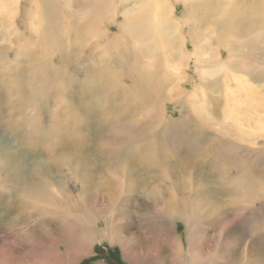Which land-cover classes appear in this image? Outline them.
Here are the masks:
<instances>
[{"label":"bare ground","instance_id":"1","mask_svg":"<svg viewBox=\"0 0 264 264\" xmlns=\"http://www.w3.org/2000/svg\"><path fill=\"white\" fill-rule=\"evenodd\" d=\"M24 1L22 8L21 0H0L2 15L21 19L7 31L12 43L0 44V133L4 130L15 139L7 144L0 135V184L19 200L12 201L8 214L18 211L26 221L31 213L18 198L43 200L38 202L42 210L50 204L54 217L73 225L84 243L92 242L90 228L97 220L105 223L104 236L114 230L111 219L98 218L97 212L117 203L126 207L117 211L127 218L143 192L148 201L161 200L164 218L180 220L191 244L192 229L207 220L193 204L201 196L219 207L212 210L217 219L208 224L210 230L221 229L226 217L238 222L254 204L264 207V99L258 106L257 92L246 77L257 71L259 60L264 74V0ZM58 7L62 23L68 9L77 19L76 43L83 44V33L91 45L86 40L83 47L66 45L53 23ZM115 23L117 31L110 34L108 28ZM59 29L67 30L62 25ZM64 34L66 39L71 35L69 29ZM189 60L200 79V96L195 89L184 93L180 86ZM143 69L164 78L162 88H170L166 98L188 102V113L204 129L194 142L185 131L186 115L178 124H167L154 113L156 99L142 91L148 89L147 77L140 76ZM219 79L232 98L213 123L208 95L214 94ZM127 93L131 100L126 101L135 102L131 111L121 107ZM61 102L68 108L63 114L55 108ZM141 114L151 117V125L162 124L160 133L146 136V127L132 119ZM193 175L218 180L211 186L197 180L199 189L185 194L191 185L187 178ZM71 183L80 186L75 194ZM161 184L162 192L156 195L153 190ZM203 186L209 191H201ZM135 210L140 211L139 205ZM145 231L142 239L153 243ZM160 242L168 249L177 244L169 236ZM257 247H264V237L251 239L247 253L227 264H238L241 258L245 264H264V248L255 256Z\"/></svg>","mask_w":264,"mask_h":264},{"label":"rangeland","instance_id":"2","mask_svg":"<svg viewBox=\"0 0 264 264\" xmlns=\"http://www.w3.org/2000/svg\"><path fill=\"white\" fill-rule=\"evenodd\" d=\"M25 4L26 2L24 0H21L20 6L22 8L25 6ZM176 9L179 12L178 7ZM61 11V8L58 7L57 21H53L57 33L63 38V41L67 43V46H79V44L76 43L78 34L75 35L73 33L74 30L79 27L77 19L71 14V10L69 11L68 9L69 16L67 17L65 22L62 23V18L59 17L60 13H62ZM53 13L55 14V11H53ZM19 22H21V19L20 21H17L14 17L12 19H9V16H5L0 13V31H2L0 44H5L7 46L12 43L13 36H10L7 31L10 28L11 24L17 25L19 24ZM107 22L101 23L105 26ZM61 25L67 29L63 33H60L59 29ZM117 27V23L110 26L108 28L109 33H116ZM68 29L71 35H69L66 39L67 35H65L64 33L67 32ZM196 33H198L199 38L200 32L196 31ZM80 36H82L81 40L83 41V44L86 40V42L88 44L90 43L89 45H91L92 41L84 38L86 37V35L82 33V35ZM54 40H58V38H53L52 41ZM58 44L60 43L58 42L56 45ZM82 45H80L79 47H83ZM214 45H217V43L214 42ZM189 47L190 44L187 48L188 50L191 49V47ZM67 51L69 53L72 52L70 48H68ZM220 52L222 58L225 59V51L220 49ZM147 61L149 63L152 62L151 60ZM94 62L96 63V61H93L92 64L95 65ZM260 64L262 67L263 65L259 60L258 67L256 68L255 66V70L257 71L253 73L251 72L249 74V77L246 76L247 81L257 92L256 101L258 103V106L260 105V99H264V74L263 67L261 69ZM78 69L79 67L76 68V70ZM143 70H141V73L138 72V74H141L140 76L142 79L147 77L145 80L148 83L147 88L149 90L143 89L142 91L145 92L142 93L149 98L156 99V101H154V103L152 104L154 113L157 115H161V118L163 116L164 122H166L167 124H178L180 118L183 115H186L185 131L188 129V134H190L191 132L189 136H191V139L194 142L197 138H199V135L204 131V129L200 122L197 123V120H195L193 114L188 113L190 112L188 102L181 101L180 103V101H171V98H169V96L168 98H166V96L170 92V88H162V82H164V80L162 79L164 78L159 76L156 71L149 70L148 72V70L146 69ZM144 72H147L148 74L146 75V73ZM185 72L186 73L184 74V77L182 79L183 83H181L180 85L183 88L184 93H190L195 89L196 93H199L196 95L200 96V79L194 71L193 62L191 60L187 62ZM144 75L146 76L144 77ZM223 85L221 79H219V83L216 86L217 88L215 87L214 89V94L209 93L208 95L211 99L208 102V106L211 107L209 108L211 109V121L213 123H216L218 122V119H221L222 116L220 114H222L223 109L226 108L227 105V103L225 102H229L232 98L230 92L228 93V91H225ZM230 86L233 88V83H231ZM176 89L177 88H175V90ZM111 92H114L115 94ZM161 92H163L165 95H162L163 93L161 94ZM58 94H62V91L58 92ZM110 94L112 96L117 95L118 97L116 90H111ZM224 97L228 100H226ZM61 99L62 98L60 96V101H62ZM127 99L131 100L128 93L124 96V105L121 103V107L131 111L134 107L133 103L135 102L130 101L128 103V101H126ZM182 102H184V104ZM197 104H199V102ZM213 105L214 109H212ZM51 106L49 105V108H51ZM131 106L133 107L131 108ZM55 108L59 114H63L65 109H68L66 106H64V104H62V102ZM144 111L145 107L143 112ZM43 118H47V115L43 114ZM63 119L66 120V123L70 121L69 118ZM132 119L135 124L141 125L143 128L146 127V136L160 133L162 124L153 123L151 125V117H147L144 114H141L138 117ZM211 130L215 131L214 127H212ZM0 135L4 136L7 144H13L15 142V139L12 137V135H8V133L6 135L4 130H2V133H0ZM202 152V150L199 152L200 155L203 154V157H205V154ZM197 159H200V156H198ZM228 169V166L224 167L226 174H230V171ZM207 170L208 169H206L205 173L208 174L209 170ZM193 176H189L187 178L191 185H186V190L184 191L185 194H190L191 192L199 189L197 188L199 187L197 180L199 182L202 181L204 183H208L209 186H211L210 183H217L218 180V178H214L213 175L209 176V178L205 177L201 180L196 178L195 175ZM1 178L2 177H0V179ZM162 185L164 184H161L157 188H154L153 191L156 192V195L162 192ZM69 186L70 192L73 194H75L80 187L79 184L74 183L69 184ZM256 187L261 188L259 183H256ZM203 189L201 191H203L204 193L209 191V188L207 186H203ZM0 192H2L3 194V196L0 197V264H205L208 261L213 263L218 262L217 264H227L229 260H238V258L247 253L245 250L247 245L251 242V239L258 238L259 236L264 237V207L261 208V205L254 204L253 209H247V211L243 212L245 216L238 219L239 223L236 222L237 220L234 218L230 219L226 217V220H224V222L222 221V223L219 224L220 226H222L220 227L221 229L210 230V228L207 227L208 224H212L217 219V217L214 216L217 211H215L214 214L211 213L212 210H214L218 206L212 205V200L207 201L204 196H201L202 198H200L197 203L193 202V204L200 206L199 208L201 209V213L203 214L202 217L207 216V220L196 224L195 229H192V231L194 232V238H192L193 241L190 244V241H188L189 236H187L188 232L184 229V225L180 222V220H171V218L169 217H165V219L163 217V213H161V200L151 199L148 201L146 197H144V194L142 192V195H139L138 197L139 202H136L134 204L135 207H132L130 212H127V218L123 217L122 214L119 215L117 211L121 209L125 210L126 207L120 206L117 203L116 205H114V203L113 206H111L112 209L108 208L107 210L97 212L95 215L98 218L105 216V218L111 219L114 230L111 232V235L104 236L103 231H105L106 228L105 223L102 220H97L95 226L90 228V234L93 233L91 234L93 241L84 243V241L78 236L73 225L62 223L61 220L54 217L53 213H50L52 212V206L50 204L45 206V209L42 210L39 206L40 203L38 202H42L43 200H38L36 202L31 198H28V200L23 197L18 198L24 203L25 207H27V211L31 213L30 218L24 221L22 218H19L20 212L18 211H13V213L9 214L7 213V209L10 208L12 201L19 200L10 197L9 189L1 184ZM225 199L227 201L229 200L228 197H226ZM138 205L140 211L137 213L135 208ZM244 206H247L246 203L244 204ZM31 217L33 218L32 221ZM89 217V222L92 223V215H90ZM162 224L165 225L162 226ZM139 226H144V228H141ZM58 227L60 228V230H58ZM145 228L147 229V231H145ZM144 231L148 233V237L150 239L153 240L154 238L153 243L150 244L142 239V234ZM112 233H114V235H112ZM164 236L171 237L181 247H178L177 244H175L174 246L173 244H170L169 249L168 247H164L162 242H160L161 239L164 238ZM173 236L175 237L173 238ZM261 248L263 249L264 247ZM261 248L257 247L254 249L253 253L255 256L259 255ZM233 250L234 252H231ZM211 255L212 258L210 257ZM208 256L209 258H207ZM153 257L155 261L148 260L149 258ZM206 258L208 261L206 260ZM241 259L242 260L239 261L238 264H245L246 258Z\"/></svg>","mask_w":264,"mask_h":264}]
</instances>
